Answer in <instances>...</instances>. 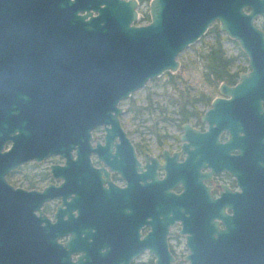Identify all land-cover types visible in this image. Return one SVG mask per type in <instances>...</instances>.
Segmentation results:
<instances>
[{"label": "water", "instance_id": "1", "mask_svg": "<svg viewBox=\"0 0 264 264\" xmlns=\"http://www.w3.org/2000/svg\"><path fill=\"white\" fill-rule=\"evenodd\" d=\"M243 2L149 0V19L140 24L136 0H0V264H20L24 253L37 257V244L20 240L18 207L6 201L20 189H12L4 173L25 158L48 154L62 129L81 130L86 140L97 124L121 131L119 101L149 78L176 71L177 53L213 21L237 41L249 70L240 71L233 84L219 81V94L231 98L213 97L202 118L210 122L216 105L260 90L264 31L254 15L264 4L248 0L244 12ZM7 139L10 148L2 150ZM38 140L42 151L35 154ZM221 200L224 196L196 217L194 233L186 235L185 264H264L263 217L256 211L236 218ZM207 212L222 226L215 219L207 223ZM161 243L154 264H173ZM35 264L53 262L40 256Z\"/></svg>", "mask_w": 264, "mask_h": 264}, {"label": "flooded vegetation", "instance_id": "2", "mask_svg": "<svg viewBox=\"0 0 264 264\" xmlns=\"http://www.w3.org/2000/svg\"><path fill=\"white\" fill-rule=\"evenodd\" d=\"M238 1L248 12V0ZM259 19L264 10L254 15ZM258 27L264 31V23ZM217 85L207 104L193 100L204 106L200 112L188 103L183 116L163 126L119 120L123 134L101 123L87 140L81 130L62 129L48 154L7 170L6 182L20 189L6 198L18 207L20 240L37 244V257L24 253L20 264H35L40 256L53 264H154L161 242L173 264H185L186 235L219 196L226 213L244 218L258 211L264 219V84L242 100L216 105L208 122L202 115L211 99L231 98ZM11 143L7 139L2 150ZM22 148L31 153L25 142ZM206 217L222 226L210 213Z\"/></svg>", "mask_w": 264, "mask_h": 264}, {"label": "rangeland", "instance_id": "3", "mask_svg": "<svg viewBox=\"0 0 264 264\" xmlns=\"http://www.w3.org/2000/svg\"><path fill=\"white\" fill-rule=\"evenodd\" d=\"M138 18L135 23H146L149 19L147 0L141 2L137 6ZM258 26L264 23L263 20H255ZM212 24H217L213 21ZM221 35H225L219 31ZM212 31H205L196 41L190 43L187 47L179 51L176 59L179 65L174 72L164 71L159 76H155L146 80L143 86L135 89L130 95L119 101L124 109L119 115L120 123L127 126H143L148 125L163 126L169 123V119H177L176 104L170 103L169 98H178V95H195L199 91L213 95L216 92V86L211 87L205 83L201 77L203 62L200 56L204 43L212 40ZM222 44L226 54H236L235 63L245 66L244 55L239 54L240 48L235 39H222ZM133 102L139 108L137 114L129 108ZM197 108H204L203 105H197ZM48 161L40 163L41 168H45Z\"/></svg>", "mask_w": 264, "mask_h": 264}, {"label": "trees", "instance_id": "4", "mask_svg": "<svg viewBox=\"0 0 264 264\" xmlns=\"http://www.w3.org/2000/svg\"><path fill=\"white\" fill-rule=\"evenodd\" d=\"M212 31V40L206 41L202 51H200V56L203 62L201 77L202 79L212 88L217 85L219 81H225L227 83H233L238 77V73L243 71L244 67L241 64L235 63L236 54H226L225 49L222 44V39L227 38L226 35H221L217 24H212L207 28L206 31ZM239 54L243 55L240 50ZM210 94L205 91L197 96L178 95V98L170 97L168 100L170 103L176 104V112L180 116H183V111L188 108V103L193 108H197V105L193 103V100H199L202 104H207L210 98ZM129 108L133 110L134 114L139 112V108L130 103ZM201 109H198L200 112Z\"/></svg>", "mask_w": 264, "mask_h": 264}]
</instances>
